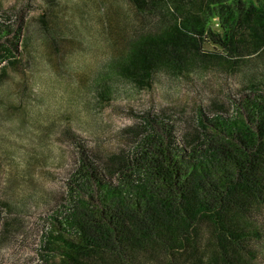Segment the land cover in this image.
<instances>
[{"label": "trees", "instance_id": "16d2710c", "mask_svg": "<svg viewBox=\"0 0 264 264\" xmlns=\"http://www.w3.org/2000/svg\"><path fill=\"white\" fill-rule=\"evenodd\" d=\"M50 3L11 11L35 7L46 26ZM106 20L128 91L103 115L156 93L166 106L122 131L127 147L94 152L69 137L76 160L36 264H264V0H130ZM26 47L23 17L0 25L4 87L21 78ZM38 203L0 192L1 245Z\"/></svg>", "mask_w": 264, "mask_h": 264}, {"label": "clouds", "instance_id": "9594fccd", "mask_svg": "<svg viewBox=\"0 0 264 264\" xmlns=\"http://www.w3.org/2000/svg\"><path fill=\"white\" fill-rule=\"evenodd\" d=\"M109 7L127 16L130 0H52L42 13L46 26L25 14L26 66L19 80L0 83V192L10 200L23 192L40 202L51 193L50 170L67 158L53 145L70 143V136L90 151L111 150L117 132L103 111L112 96L127 93L128 81L106 37Z\"/></svg>", "mask_w": 264, "mask_h": 264}, {"label": "rangeland", "instance_id": "374dc122", "mask_svg": "<svg viewBox=\"0 0 264 264\" xmlns=\"http://www.w3.org/2000/svg\"><path fill=\"white\" fill-rule=\"evenodd\" d=\"M18 3V0H4L2 8H0V25L7 27L11 25L13 29L18 26H13V17L20 16L24 18L25 14L33 15L36 8L23 10V12L15 14L11 11ZM18 11V10H17ZM192 95V96H191ZM194 97V93L187 90L181 95L179 104H184L187 99ZM189 101V100H188ZM166 106L163 101V96L156 93L153 96H142L135 103L131 105V110L127 107L120 105L115 108L108 109L103 115L105 118L110 119L114 125V131L117 132L112 140L111 148L127 147L125 142L120 138L124 129L140 123L141 115L145 111H151L154 114L159 113V109ZM134 112V114H132ZM135 114H139L137 117ZM83 135V133H81ZM67 150V158L62 167L51 169L50 172L55 173L56 183L47 184L51 193L42 199L36 208H32L28 213H22L19 216L20 221L15 225L13 237L6 243L0 244V264H36L40 254V240L42 233L51 227V220L55 211H62L64 206L63 197L68 190V180L70 178L71 169L76 160L75 152L71 144L60 145ZM59 148V147H58ZM104 182L109 185L116 186L119 184V178L108 179L101 177ZM42 179V178H40ZM37 178V180H40ZM108 181V182H107ZM97 198V196H96Z\"/></svg>", "mask_w": 264, "mask_h": 264}]
</instances>
